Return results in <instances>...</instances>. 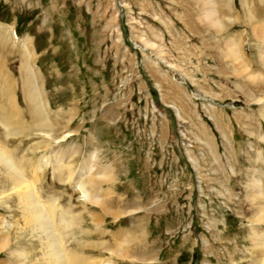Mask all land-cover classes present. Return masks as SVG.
<instances>
[{"label": "rangeland", "instance_id": "obj_1", "mask_svg": "<svg viewBox=\"0 0 264 264\" xmlns=\"http://www.w3.org/2000/svg\"><path fill=\"white\" fill-rule=\"evenodd\" d=\"M214 1L221 31L198 0H0L14 33L0 34L3 264H55L22 209L25 185L59 264H255L248 183L264 193V81L237 74L224 43L238 38L239 60L263 73L246 23L264 0Z\"/></svg>", "mask_w": 264, "mask_h": 264}, {"label": "bare ground", "instance_id": "obj_2", "mask_svg": "<svg viewBox=\"0 0 264 264\" xmlns=\"http://www.w3.org/2000/svg\"><path fill=\"white\" fill-rule=\"evenodd\" d=\"M198 2H200L201 5H202V10H201V13H200V18L208 26H211V28L213 27V28L217 29L218 31H221L223 29L224 25H223V23L221 21V17L218 16L217 9L215 8V1L214 0H198ZM244 2H242V5H244ZM229 7H230V5H229ZM250 14H251V12H250ZM246 25H249L250 26V29L249 30H250V33H251V35H252L255 43L260 44L259 46L262 45V47L259 48L258 57H259V62H260L261 68L263 69V73H260L262 71L256 72V71L250 70L249 67L247 66L246 62L243 63L242 61L239 60V58H238L239 57V49H238V47H239V42L238 41L239 40L234 35L233 36H230V37H228L226 39V41L224 43V46H225L224 54H225V56L227 58H229L230 60H232V62L234 64L233 67H234L235 72L237 74H239L241 76H244V77H246L247 79H249L251 81H264V46H263L264 45V17L261 18V19L260 18H257V17L254 18V16L251 14L250 15V18L248 19V23H246ZM0 27L3 28L2 31L0 29V34H2V37L5 36V34H4L5 31L6 32L9 31V32H11V34H14V33H12V31H13V26L12 25L10 26V25H7V24H4V23L0 22ZM244 32L247 33V30L246 31L244 30ZM16 42L18 43L19 47L21 46V49L24 51V53L27 52L28 53V56L31 54L30 49L28 48L30 46L29 39H27V38H17ZM145 44L147 45V42H145ZM25 48H26V52H25ZM26 55L27 54H25V60H24V62H22V67H24V71H25L24 73L27 74L26 75V78H27V80H26V84H27L26 85L27 86L26 87V93H27L26 99L28 101L32 102V103H35V100H36L35 93L36 92L34 93V89H33V87H31V86H33L30 83V77L32 76V73H31V70L27 66V60L28 59H27V56ZM36 103H37V100H36ZM40 115H41V113H40ZM42 120H44V119L42 118ZM42 120L36 125L40 131L41 130H45L44 126L46 127V125H47V123H45V121H42ZM5 123L7 124V122H5ZM3 125H5V124H3ZM47 136H49V135L47 134ZM65 137H67V135L62 136V138H65ZM0 155H2L1 154V148H0ZM56 156L53 155V157H52V160L51 161H52L53 165H55V164H57L59 162V159H57ZM1 161H2V159H1ZM0 163H2V162H0ZM91 168H92V166L90 165V163L89 164H86L84 167L82 165V168L80 170V173L77 174V176L74 179V180H76V183H77V181L80 178H82L83 174L84 173L86 174V172H89L91 170ZM9 170L10 171L8 173L11 172L12 168H9ZM54 170H55V167H54ZM12 172H13V170H12ZM96 175H99L102 178L105 176L104 175V172H102V171L98 172ZM12 176L13 175H11L10 177H12ZM106 179H107V177L105 179H103V180H106ZM17 186H19V185H17ZM75 186H77V184H75ZM14 187H15V185H14ZM22 187H21L22 188V192L18 193L19 200L22 203V207H23L22 209L25 210V211H27V212H29L31 221L36 225V227H39L40 229H42L41 231L43 232V234L45 236V241H44V247L43 248H45V250H46V252H45L46 253V256L49 257L50 259H52L55 262V264H59V259L56 258L57 257V254H55V251L57 250L56 249V243L54 242L55 240L53 239V231H52V228H51L50 224L48 223L47 214L44 213L43 207L40 206L39 204H37L33 200L32 194H31L32 192L30 191L28 185H25V186H22ZM81 187H83V186H81ZM248 187L249 188H252L253 191H254L253 193H251L252 196L250 198V201L252 203V209H251V211H252L251 216H252V220H253L252 222H254L256 224H258V223H264V193L262 191L263 189H261V184L259 182V179H257V178L254 177L252 180H250V183H248ZM85 192H87V191H85ZM83 195H85V194H83ZM99 197H100V195H99ZM94 202H97V199L96 198H94ZM100 205L104 207V208L102 207L103 210L110 211L107 207H105V205H104L103 202H101ZM30 218H29V220H30ZM4 224H5L4 223V219H3L2 216H0V251L1 250L3 251L5 249H7L9 247V242H10L9 241V236H8L7 232L5 231L6 230L5 229V225L6 224L5 225ZM256 224L251 225L250 232H249V236H248V237H250L249 240L251 241L250 254H251V256L253 258L256 259L255 264H264V234L260 233L259 230L257 228H255V225ZM119 241H120V239H119ZM121 247H122V244L118 245V247L116 246V248H118V251L117 252L114 251V252L116 254L118 253V255L124 253V250H123L124 248L119 251V249ZM9 253L11 255L15 256V257H18V256L20 257L19 254H21L17 250H12ZM0 262H1L0 264H3L2 261H0ZM60 262H61V260H60ZM5 264H7V263H5Z\"/></svg>", "mask_w": 264, "mask_h": 264}]
</instances>
